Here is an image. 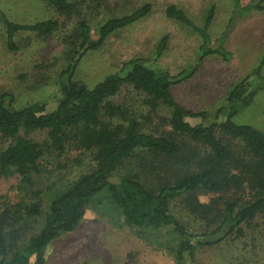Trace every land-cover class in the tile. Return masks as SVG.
<instances>
[{
	"label": "trees",
	"instance_id": "obj_1",
	"mask_svg": "<svg viewBox=\"0 0 264 264\" xmlns=\"http://www.w3.org/2000/svg\"><path fill=\"white\" fill-rule=\"evenodd\" d=\"M44 1L64 17L80 16L70 0ZM260 2L263 0L242 6L240 0H234V8L244 15L250 10L263 9ZM150 12L151 5L145 3L129 14L109 18L97 28L96 39L91 37L86 19L77 22L64 39L69 44L64 53L67 63L56 77L60 96L54 109L48 111L45 104L39 102L15 108L11 95H0V138L9 141L0 150V176L17 174L16 191L22 197L13 204H0V264H29L31 257L34 258L31 264H43L47 244L75 230L88 204L99 194H105L106 199L120 209L125 222L140 231L170 228L176 240L171 248L174 264H187V258L192 261L198 245L210 246L241 237L244 225L263 209L264 131L248 124H236L232 119L264 88L261 75L264 56L257 67L230 88L213 122L191 125L187 118L205 120L209 113L183 107L172 94V87L191 78L206 56L217 54L226 61L230 59V53L222 46L223 38L218 39L216 48L211 47L207 29L214 6L208 9L200 27L174 4L164 11L167 18L199 33L202 43L197 65L171 75L149 66L146 59L134 58L124 62L119 72L106 75L92 87L73 79L77 63L86 52L100 48L111 34ZM0 19L5 26L9 50H17L14 36L18 32H33L41 39L50 37L61 27L55 19L17 24L6 20L1 13ZM168 38L166 33L156 43L155 59L164 54ZM257 79L263 82L255 83ZM125 86L144 94L153 110L160 104L168 107L171 132L156 135L142 131L129 111L112 100ZM37 130L46 131V139L40 143L21 136V132ZM68 143L79 149L94 150L95 166L51 200L42 226L24 241V231L41 213V202L33 201V197L39 195L34 188V178L42 172L40 160L51 151L64 152ZM137 151L149 152L168 160L171 165L169 175L159 176L164 180L155 190L137 174H127L118 182L110 180L116 168ZM201 190L214 193L246 190L250 199L227 198L222 208L213 211V207L198 200L196 193ZM179 196L187 214L203 221L202 233L190 232L172 212L171 202Z\"/></svg>",
	"mask_w": 264,
	"mask_h": 264
},
{
	"label": "rangeland",
	"instance_id": "obj_2",
	"mask_svg": "<svg viewBox=\"0 0 264 264\" xmlns=\"http://www.w3.org/2000/svg\"><path fill=\"white\" fill-rule=\"evenodd\" d=\"M70 1L76 5L79 17H64L44 0H0V13L13 23L33 24L55 19L61 24L48 38H37L29 31L16 33L14 43L17 50H9L6 46L5 26L0 19V95H11L15 108L39 102L45 104L48 111L54 109L60 96L56 77L67 63L64 53L69 44L64 39L80 19L88 21L91 37L96 39L97 28L105 20L129 14L145 3L151 5L148 16L111 34L100 48L86 52L79 59L73 79L92 87L106 75L119 72L124 62L134 58L146 59L149 66L168 71L171 75L197 65L200 39L198 42L196 33H190L175 20L166 17L164 11L168 5L178 4L194 20H200L202 12L213 1L216 2L215 13L219 22L229 15L227 6L220 4L223 0ZM257 1L240 0V3L244 6ZM260 4L264 5V0ZM234 11L231 22L224 21V25L219 27L216 24L210 29L214 36L225 25L229 27L222 29V36L226 34L222 46L230 53V59L226 61L217 54L208 55L191 78L172 87L175 100L183 107L209 113L205 120L187 118L186 121L191 125L213 122L214 114L224 105L230 88L257 67L264 56V8L250 10L242 16L239 9H234L233 13ZM166 33L169 36L167 48L159 59H155L156 43ZM219 42L211 37V47L216 48ZM261 75L264 76V64L261 66ZM257 82L261 83L263 80L257 79L255 83ZM112 100L129 111L140 123L142 131L156 135L171 132L168 124L170 110L165 105L160 104L153 110L144 94L127 86ZM221 117L224 118L223 115ZM232 121L264 131V88L257 91L248 105L239 109ZM21 136L40 143L46 139V131L21 132ZM175 136L179 138L176 134ZM8 142L0 138V150ZM51 152L40 160L42 172L34 178V188L39 195L34 196L33 201L41 202V213L31 223V227L24 231V241L42 226L43 215L51 200L65 192L82 174L90 172L95 166L94 150L79 149L68 143L64 152ZM170 166L168 160L154 157L149 152L137 151L129 161L116 168L110 180L118 182L127 174H137L141 181L155 190L164 180H160L159 176L169 175ZM18 182L17 174L0 176L1 205L13 204L22 198L16 191ZM246 190L236 193L233 190L223 193L201 190L196 196L201 203L208 204L215 209L213 211H217L227 198L236 196L243 201L249 200L250 194ZM218 196H221L220 200L217 199ZM171 208L176 218L190 232L200 234L204 231L203 221L197 218L194 220L183 208L181 196L172 200ZM175 243V236L168 227L140 231L127 224L120 209L110 203L105 194H99L88 204L84 217L75 230L63 233L47 244L43 264H174L171 248ZM33 259L30 258L29 264ZM186 262L264 264V207L254 219L244 225L241 237L225 239L210 246L198 245L194 249L193 260L189 261L187 258Z\"/></svg>",
	"mask_w": 264,
	"mask_h": 264
},
{
	"label": "crops",
	"instance_id": "obj_3",
	"mask_svg": "<svg viewBox=\"0 0 264 264\" xmlns=\"http://www.w3.org/2000/svg\"><path fill=\"white\" fill-rule=\"evenodd\" d=\"M206 1V0H205ZM215 3V4H214ZM213 3V1H212V3H210V5L211 6H214V14H213V17H212V20H211V22H210V24H209V27H208V29H207V32H208V34H209V36H210V39H211V37H215L216 39H219V38H223V40H224V38L226 39V34H224L223 36H222V29L224 30L225 29V27H226V25H225V27L224 28H222L221 29V31H219L220 33H218V34H216V35H212L211 33H210V29H212L213 27H215V25L216 24H218L219 25V27H220V25L222 26V24H223V22L225 21H232V16H234V14H235V11H234V13H233V10L235 9L234 8V0H231V1H229V0H223L220 4L222 5V6H227V8H228V10H229V15H227V17L225 18L224 17V19L222 20V21H220L219 22V19L217 18V14L215 13V5H216V2H214ZM231 3V4H230ZM208 4V3H207ZM230 4V5H229ZM175 6H177L178 4H174ZM218 5V4H217ZM210 6V7H211ZM178 8H181V9H183L184 11H185V13L188 15V12H186V10L182 7V6H177ZM209 7V8H210ZM209 8H206L205 9V11L204 12H202V16L200 17V20H197L196 18H195V20L190 16V15H188L192 20H193V22L195 23V25L196 26H202L203 25V23H204V21H205V17H206V14H207V11H208V9ZM239 13H240V16H242L241 15V12H240V10H239ZM215 15H216V17H215ZM174 20V19H173ZM177 22V21H176ZM178 23V22H177ZM178 24H180V26L182 27V28H184V29H186V30H188L190 33L191 32H193V34H195V36L198 38V42H199V39H200V44H199V47H200V45H201V43H202V39H201V37H200V35H199V33L198 32H196V31H190L191 29L189 28V27H187V26H185V25H183V24H181V23H178ZM224 25V24H223ZM227 28H229V27H226V29ZM216 33V32H215ZM226 33V32H225ZM219 35V36H218ZM199 47H198V49H199Z\"/></svg>",
	"mask_w": 264,
	"mask_h": 264
}]
</instances>
